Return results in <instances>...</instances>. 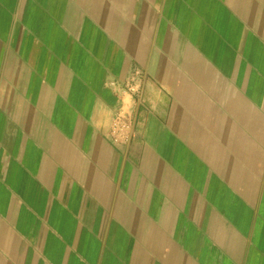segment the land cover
I'll list each match as a JSON object with an SVG mask.
<instances>
[{"label": "crops", "instance_id": "obj_1", "mask_svg": "<svg viewBox=\"0 0 264 264\" xmlns=\"http://www.w3.org/2000/svg\"><path fill=\"white\" fill-rule=\"evenodd\" d=\"M0 264H264V0H0Z\"/></svg>", "mask_w": 264, "mask_h": 264}, {"label": "built area", "instance_id": "obj_2", "mask_svg": "<svg viewBox=\"0 0 264 264\" xmlns=\"http://www.w3.org/2000/svg\"><path fill=\"white\" fill-rule=\"evenodd\" d=\"M132 81V80H131ZM136 80L131 82L128 91L141 102V90L135 84ZM132 128V122L128 118H124L122 112H114L113 125L111 127V136L117 137L118 135H126Z\"/></svg>", "mask_w": 264, "mask_h": 264}]
</instances>
